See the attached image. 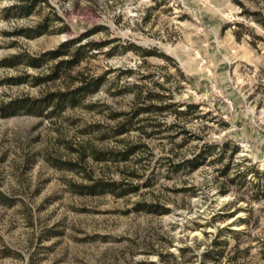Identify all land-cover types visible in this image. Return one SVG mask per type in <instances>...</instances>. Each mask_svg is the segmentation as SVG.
I'll return each mask as SVG.
<instances>
[{"label": "rangeland", "instance_id": "374dc122", "mask_svg": "<svg viewBox=\"0 0 264 264\" xmlns=\"http://www.w3.org/2000/svg\"><path fill=\"white\" fill-rule=\"evenodd\" d=\"M261 20L264 0H0V264H264ZM127 85L171 107L115 136L147 104ZM123 179L125 196L89 188Z\"/></svg>", "mask_w": 264, "mask_h": 264}, {"label": "trees", "instance_id": "16d2710c", "mask_svg": "<svg viewBox=\"0 0 264 264\" xmlns=\"http://www.w3.org/2000/svg\"><path fill=\"white\" fill-rule=\"evenodd\" d=\"M241 8H242V11L244 12V8L242 6V4H238ZM34 6V2L31 1L30 2V6L28 7V11L26 13H29L31 11V8ZM245 13V12H244ZM261 24L264 25V20H261ZM154 53L153 52H148V51H145L143 52L142 54V57L143 58H147V57H151L153 56ZM76 59V58H74ZM165 60L167 61H170L172 62L169 58L167 57H164ZM77 61V60H75ZM73 62V61H72ZM71 62V63H72ZM29 63L31 66L33 67H37L38 64H39V61L38 60H29ZM70 63V64H71ZM65 64H69V63H65ZM180 73V72H179ZM180 77L182 79H184L185 81H189L187 80L188 78H185L183 76V74H180ZM105 82V76H99V77H90V78H82L81 81H80V86L74 90L73 92H71V94L68 95V97H66V101H68V103L70 105H74L75 101H76V98L79 97V96H84V95H87V94H94L95 92H97L103 85V83ZM115 86L118 84L117 80L114 82ZM142 89H143V86L141 85H127L126 88L124 89H120L119 92H117L116 95H123L125 92H127V90H131L132 92L135 91V93L133 94L132 96V103L133 104H137V103H140L141 100H144L146 101L147 104H145V106L143 107H140V108H133L130 112L128 113H121V114H118L114 117V119H116L117 117L120 118L122 120H120L119 122L116 123V126L114 128V134L115 136H120V135H123V134H126L128 129H129V126H131L132 124V121L141 113H146V114H150L154 111H157V112H162L168 108L171 107V105H168V106H155V105H152L150 104V102H152L153 100H161L162 97L157 95V94H154V93H151V92H148L146 96H142ZM52 97V96H51ZM47 103H50V102H47ZM10 110L12 111H15L17 109V106L15 107L14 104H11L10 105ZM175 106V113L178 115V116H185V115H190V114H193V113H197V109H198V105L196 104H186L185 106V111H181L179 110L180 105H173ZM25 108L28 107V106H24ZM144 120H149L148 117H146ZM145 127V126H143ZM143 127H138L137 129L139 131H143ZM148 127V126H147ZM149 127L150 128H156V127H159V125H156V126H152L151 124H149ZM184 132V131H183ZM143 133H146V135H150V133H147V132H144ZM122 142V141H121ZM140 146H132V145H129V146H126L125 148H123V150L119 151V152H113V151H107L106 153H108L107 155V158L104 156L105 154L101 151H92L91 152V157L96 161V162H105V161H112L113 163H119L121 161H126L127 158H129L130 156H132L136 150L139 149ZM214 149V146L212 145H208L206 143H204V149H203V152L200 153L199 155H197L196 157H194L192 160L190 161H187L186 165H190L191 167H195L197 165L198 162H200L201 160L204 159L205 156L209 155L212 153ZM235 151V149H233ZM127 177L125 179H127L128 177H134V175L130 172H127ZM96 184V183H95ZM99 183H97V185H93L91 187H89L91 190H95V187L96 189H99L100 191H103L105 189H109V191L111 193H116L117 196H125L127 195V192L128 190H123V186H127L125 183H124V179L120 182V183H117V182H108L104 185H99ZM101 184V183H100ZM140 209H143V211L145 213H150V214H155V215H162V214H165L168 212V210L166 208H163L162 206H159L157 204H154V205H139L138 206ZM159 256V261L161 260V255H158ZM138 264H155V263H146V262H141V263H138Z\"/></svg>", "mask_w": 264, "mask_h": 264}]
</instances>
